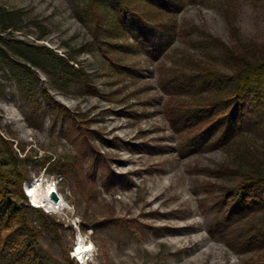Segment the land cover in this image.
<instances>
[{"label":"rangeland","instance_id":"374dc122","mask_svg":"<svg viewBox=\"0 0 264 264\" xmlns=\"http://www.w3.org/2000/svg\"><path fill=\"white\" fill-rule=\"evenodd\" d=\"M127 1L164 28L156 55L113 27L106 3L0 0V152L5 141L21 159L25 196L39 180L60 204L50 213L26 197L33 235L0 229V264H81L79 237L93 244L84 264H257L264 250L240 253L218 227L224 193L256 161L264 169V121L220 140L224 127L200 134L175 115L212 95L182 82L231 74L228 50L264 49V0H179L173 11Z\"/></svg>","mask_w":264,"mask_h":264},{"label":"trees","instance_id":"16d2710c","mask_svg":"<svg viewBox=\"0 0 264 264\" xmlns=\"http://www.w3.org/2000/svg\"><path fill=\"white\" fill-rule=\"evenodd\" d=\"M91 6L98 1L113 8L115 21L113 27L121 34L127 33L139 49L153 56L165 46L167 35L164 28L152 23L147 13L134 7L127 0H90ZM158 2L168 10L180 8L179 0H147ZM181 1V0H180ZM232 73L229 75L218 71L202 69L198 76L181 83V90H207L212 94L205 102L197 103L175 115L176 122L186 126L202 124L206 130L224 127L223 137L229 133L248 130L264 121V49L260 52L236 54L227 51ZM63 60L62 57H58ZM194 91V90H193ZM176 124V123H175ZM5 152H0V229H12L13 224L25 228L30 236L33 229L28 226L25 212L33 209L27 203L21 185L25 180L17 169L19 157L7 142L3 141ZM221 205L228 206L223 221L218 228L230 237L231 247L240 253L264 250V169L254 163L243 174V179L235 188L227 190ZM222 207V206H221ZM262 212L261 219L242 223L253 212ZM233 225L232 227H230ZM15 231V230H14ZM5 236V234H4ZM8 236V235H6ZM31 248L32 243H29ZM34 257L33 260H38ZM258 258V257H257ZM264 264V257L254 261Z\"/></svg>","mask_w":264,"mask_h":264},{"label":"bare ground","instance_id":"6f19581e","mask_svg":"<svg viewBox=\"0 0 264 264\" xmlns=\"http://www.w3.org/2000/svg\"><path fill=\"white\" fill-rule=\"evenodd\" d=\"M41 185H43V184H41ZM41 185L39 183V180H36V181L33 180L30 183H26L25 184L26 197L28 199H30V202L32 204H35L37 207H40V208H44V206H47V205L49 206L50 204H52V206H49L50 209L46 210V211L50 212V213H56V212H54L53 208H55V209L58 208L60 206V204H58V202H56L57 200L54 202L49 200L51 193L56 192V189L53 186H49L48 188H46L47 189L46 190V189H44V187L42 188ZM45 200H48V204L44 203ZM37 207H35V208H37ZM59 211H60V209H59ZM92 252H93V244L92 243L84 244L81 241V238L79 237V239L77 240V243L73 247L74 259L76 257L79 261L78 263L84 264L85 262L89 261V259L92 256Z\"/></svg>","mask_w":264,"mask_h":264},{"label":"water","instance_id":"95a60500","mask_svg":"<svg viewBox=\"0 0 264 264\" xmlns=\"http://www.w3.org/2000/svg\"><path fill=\"white\" fill-rule=\"evenodd\" d=\"M50 197H51L52 199H54V201H56V199H57V197L55 196V193H54V192L51 193Z\"/></svg>","mask_w":264,"mask_h":264}]
</instances>
